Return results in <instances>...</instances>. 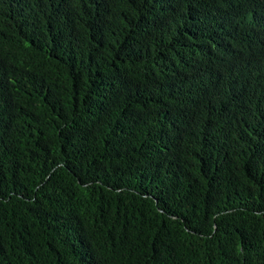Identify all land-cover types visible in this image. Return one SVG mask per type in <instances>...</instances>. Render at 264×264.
<instances>
[{
  "label": "trees",
  "instance_id": "1",
  "mask_svg": "<svg viewBox=\"0 0 264 264\" xmlns=\"http://www.w3.org/2000/svg\"><path fill=\"white\" fill-rule=\"evenodd\" d=\"M0 264H264V0H0Z\"/></svg>",
  "mask_w": 264,
  "mask_h": 264
}]
</instances>
